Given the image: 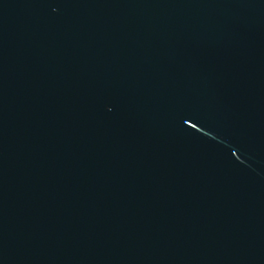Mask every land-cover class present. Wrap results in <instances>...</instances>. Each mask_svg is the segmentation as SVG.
Segmentation results:
<instances>
[{"label":"water","instance_id":"obj_1","mask_svg":"<svg viewBox=\"0 0 264 264\" xmlns=\"http://www.w3.org/2000/svg\"><path fill=\"white\" fill-rule=\"evenodd\" d=\"M0 264H264V0H0Z\"/></svg>","mask_w":264,"mask_h":264}]
</instances>
